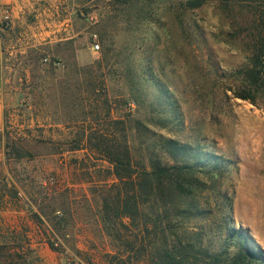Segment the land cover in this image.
Masks as SVG:
<instances>
[{"label":"rangeland","instance_id":"1","mask_svg":"<svg viewBox=\"0 0 264 264\" xmlns=\"http://www.w3.org/2000/svg\"><path fill=\"white\" fill-rule=\"evenodd\" d=\"M186 1L0 0V264L120 262L111 258L115 245L100 213L101 190L114 182L110 165L83 143L75 150L85 118L73 107L84 93L76 85L92 76L96 94L88 102L101 112L110 101L111 118L124 119L134 161L147 164L161 136L200 154L210 171L199 179L206 212L184 228L218 247L226 230L220 203H229L231 226L264 253V82L254 104L223 94L222 87L240 85L249 53L231 41L224 4L206 0L187 9ZM144 71L173 96L178 125L167 109L150 110L157 90ZM134 95L140 105L125 101ZM84 113V125L93 124L94 115Z\"/></svg>","mask_w":264,"mask_h":264},{"label":"trees","instance_id":"2","mask_svg":"<svg viewBox=\"0 0 264 264\" xmlns=\"http://www.w3.org/2000/svg\"><path fill=\"white\" fill-rule=\"evenodd\" d=\"M205 1L187 0L183 6L197 9ZM216 1L224 4L228 12L226 23L229 34L234 35L231 41L239 40L249 53L248 67L237 73L240 85L234 89L222 87V92L225 95L232 92L235 98L254 104L264 82V0ZM127 77L134 81L130 71ZM148 77L157 90L149 102L150 110L153 114H165L168 110L172 114L168 117L171 123L178 125L181 119L173 96L155 76ZM95 80L92 76L76 85L84 93L82 98L74 96L77 105L74 103L73 107L85 118H81V126L76 129L75 150L83 143L99 160L110 165L109 175L114 182L101 190L100 213L103 231L115 245L111 258H120L115 264H264V253L251 237L231 226L229 203H220L223 221L219 227L226 230L218 247L203 245L199 234L184 228L186 222L192 223L206 212L200 207L199 199L207 187L199 179L210 171L200 164V154L188 145L161 136L159 150L152 146L147 164L142 159L134 161L126 124L121 117L111 118L110 101L103 100L101 112L97 105L88 102L96 94ZM125 99L140 105L135 95ZM85 109L90 116L94 115L93 124L88 126L84 125L88 123ZM147 123L157 125L152 119ZM158 125L161 126L160 121ZM210 158L216 161L213 164L216 163L218 170L223 169V162L217 156Z\"/></svg>","mask_w":264,"mask_h":264},{"label":"crops","instance_id":"3","mask_svg":"<svg viewBox=\"0 0 264 264\" xmlns=\"http://www.w3.org/2000/svg\"><path fill=\"white\" fill-rule=\"evenodd\" d=\"M2 30V28H0V31ZM1 45V43H0ZM0 50H1V46H0ZM0 56H1V52H0ZM4 95L0 92V157L2 154V147H1V143H2V136H3V132H4Z\"/></svg>","mask_w":264,"mask_h":264},{"label":"built area","instance_id":"4","mask_svg":"<svg viewBox=\"0 0 264 264\" xmlns=\"http://www.w3.org/2000/svg\"><path fill=\"white\" fill-rule=\"evenodd\" d=\"M4 20H8V15H5L4 16ZM93 40H92V43H91V50H92V52H94V53H97L99 50H100V45H99V43L96 41V36H93ZM44 61L46 62L47 61V59H44ZM53 183H54V180H53V178H49L48 180H47V184H45V185H49V186H51V185H53Z\"/></svg>","mask_w":264,"mask_h":264}]
</instances>
